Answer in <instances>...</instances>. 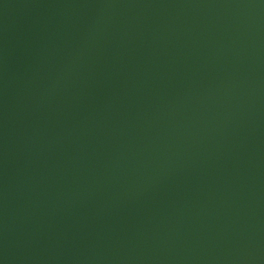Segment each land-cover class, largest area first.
Returning <instances> with one entry per match:
<instances>
[{
	"label": "water",
	"instance_id": "obj_1",
	"mask_svg": "<svg viewBox=\"0 0 264 264\" xmlns=\"http://www.w3.org/2000/svg\"><path fill=\"white\" fill-rule=\"evenodd\" d=\"M0 264H264V0H0Z\"/></svg>",
	"mask_w": 264,
	"mask_h": 264
}]
</instances>
